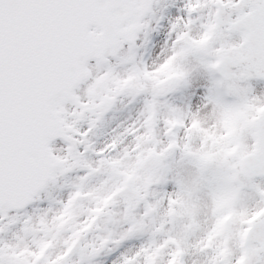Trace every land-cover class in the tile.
<instances>
[{"label": "snow or ice", "instance_id": "obj_1", "mask_svg": "<svg viewBox=\"0 0 264 264\" xmlns=\"http://www.w3.org/2000/svg\"><path fill=\"white\" fill-rule=\"evenodd\" d=\"M0 264H264V0H0Z\"/></svg>", "mask_w": 264, "mask_h": 264}]
</instances>
